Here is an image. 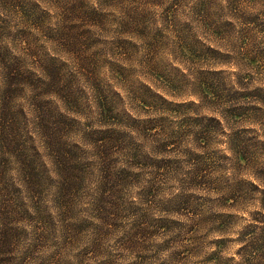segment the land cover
<instances>
[{"label":"rangeland","instance_id":"rangeland-1","mask_svg":"<svg viewBox=\"0 0 264 264\" xmlns=\"http://www.w3.org/2000/svg\"><path fill=\"white\" fill-rule=\"evenodd\" d=\"M0 264H264V0H0Z\"/></svg>","mask_w":264,"mask_h":264},{"label":"trees","instance_id":"trees-1","mask_svg":"<svg viewBox=\"0 0 264 264\" xmlns=\"http://www.w3.org/2000/svg\"><path fill=\"white\" fill-rule=\"evenodd\" d=\"M206 94L204 92V97L207 99L208 95H206ZM234 116H237V114L234 113ZM231 153H232L233 159L235 160V162L238 166H243V164L248 161V159H246L247 158L246 154L244 153V150L241 146L240 147L239 146L232 147Z\"/></svg>","mask_w":264,"mask_h":264}]
</instances>
